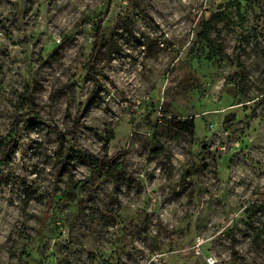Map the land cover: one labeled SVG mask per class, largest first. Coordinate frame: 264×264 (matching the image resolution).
Here are the masks:
<instances>
[{
  "label": "rangeland",
  "instance_id": "obj_1",
  "mask_svg": "<svg viewBox=\"0 0 264 264\" xmlns=\"http://www.w3.org/2000/svg\"><path fill=\"white\" fill-rule=\"evenodd\" d=\"M106 7L0 0V264H264V0Z\"/></svg>",
  "mask_w": 264,
  "mask_h": 264
},
{
  "label": "trees",
  "instance_id": "obj_2",
  "mask_svg": "<svg viewBox=\"0 0 264 264\" xmlns=\"http://www.w3.org/2000/svg\"><path fill=\"white\" fill-rule=\"evenodd\" d=\"M111 0H107V10L110 6ZM104 16L98 18V20L96 21L95 24V32H94V36H93V40H92V47H91V51L88 55V59L86 61V69H87V73L93 78L94 82L96 83L97 81V77L95 75V70H94V60H95V55L99 49L100 46V41L102 39L103 36V22H104ZM78 119L75 118L73 125H72V129L70 131H62L57 125L53 124L52 127L53 129L57 132L58 135L60 136H67L69 135L71 140H75L76 136H77V129H78ZM111 138V135L109 136ZM8 144H10V141L7 142L6 144H4V151L7 149ZM3 151V152H4ZM2 152V154H3ZM87 155L89 157V161L92 165V171L96 172L98 170V168L101 166V164L103 162H108V163H112L113 162V157H102V158H98L95 154L91 153V152H87ZM3 158V157H2ZM1 163V161H0ZM116 168L118 169V173L123 175V173H125L126 171V164L124 160H120L117 164H116Z\"/></svg>",
  "mask_w": 264,
  "mask_h": 264
},
{
  "label": "built area",
  "instance_id": "obj_3",
  "mask_svg": "<svg viewBox=\"0 0 264 264\" xmlns=\"http://www.w3.org/2000/svg\"><path fill=\"white\" fill-rule=\"evenodd\" d=\"M192 248H193L195 253H200L201 252L200 242L199 241L193 242ZM204 259H205V262L207 264H213L214 263V259L210 255H204Z\"/></svg>",
  "mask_w": 264,
  "mask_h": 264
}]
</instances>
